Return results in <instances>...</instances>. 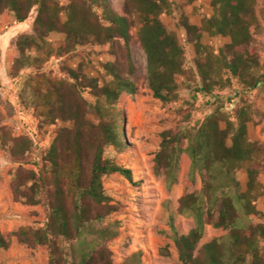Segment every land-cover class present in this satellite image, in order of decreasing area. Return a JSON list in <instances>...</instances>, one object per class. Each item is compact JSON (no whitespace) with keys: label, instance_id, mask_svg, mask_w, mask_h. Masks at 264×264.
Returning <instances> with one entry per match:
<instances>
[{"label":"trees","instance_id":"16d2710c","mask_svg":"<svg viewBox=\"0 0 264 264\" xmlns=\"http://www.w3.org/2000/svg\"><path fill=\"white\" fill-rule=\"evenodd\" d=\"M180 1L192 5L196 0ZM99 3L101 16L93 10ZM256 5V0H211L212 15L201 18L199 26L182 18L179 26L195 53L193 68L187 70L183 46L176 33L169 32L161 21L162 15L173 13V0H123L120 13L113 11L107 0H70L66 6L55 0H0V13L9 12L17 24L25 23L36 11L34 36L17 42L20 57L14 63L15 71L27 67L40 70L53 56L61 58L87 45H110L114 58L102 66L108 78L102 86L79 70H69L67 79L38 77L34 92L37 106L44 110V122L52 125L59 120L69 127L58 130L38 177L34 172L25 177L17 175L16 193L18 186L30 182L28 193L35 197L44 192L48 212L45 228L25 227L15 233L20 244L29 248L46 246L50 253L47 264H113L108 243L118 238L120 223L106 222L116 208L104 193L102 178L117 174L129 183L133 178L130 170L104 158V154L108 147H123L116 105L123 94L133 96L137 92L132 78L136 72L132 42L146 57L147 88L162 105L175 103L181 86L196 101L224 90L230 78L254 90L264 82L252 45L251 28L258 24ZM63 13L66 20L61 22ZM52 33L64 35L56 51L47 41ZM204 34L227 38L229 43L216 52L202 44ZM31 51L40 57H31ZM178 76L183 77V83L177 82ZM85 89L90 90L94 104L83 98ZM205 106L209 113L194 126H190L191 105L177 112L182 125L161 133L154 158V174L163 176L168 189L176 182L181 155L190 160V180L194 182L196 176L202 180L200 190L178 201L177 214L194 223L186 235H178L171 227L178 261L264 264V224H251V217H263L256 203L264 198V185L258 181L264 174V144L248 139L247 109L237 110L230 120L222 101H206ZM90 111L96 114L97 125L87 120ZM12 144L11 153L22 157L31 141L12 139ZM240 171L246 176L244 189L237 180ZM28 202L37 205L40 201ZM207 225L226 234L198 249ZM9 246V239L0 233V251ZM160 252L168 256L166 249ZM140 256L135 253L125 264H139Z\"/></svg>","mask_w":264,"mask_h":264},{"label":"rangeland","instance_id":"374dc122","mask_svg":"<svg viewBox=\"0 0 264 264\" xmlns=\"http://www.w3.org/2000/svg\"><path fill=\"white\" fill-rule=\"evenodd\" d=\"M55 1L66 6L70 0ZM210 1L199 0L193 6L173 0V13L161 16L166 29L176 33L184 48L187 70L193 68L195 53L192 45L186 42V33L179 26V22L186 18L191 24L200 25L201 18L212 15ZM256 1L258 24L251 28L252 45L259 58L260 73H264V0ZM107 3L113 11L121 12L123 0H107ZM93 10L98 16L102 15L100 3L94 5ZM35 16L34 10L25 23L17 24L9 12L0 13V233L10 243L7 250L0 251V264H47L49 260L50 253L46 246L29 248L20 244L15 236L21 228H45L48 215L45 193L36 194L35 197L28 193L30 182L18 186L19 193H16L17 175L25 177L29 172H34L38 177L39 169L58 130L69 127V124L59 120L52 125L44 122V110L37 106L34 92L39 84L38 77L67 79L69 70H79L85 78L97 81L98 86H102L108 81L103 75L102 66L114 60L110 45H87L61 58L53 56L40 70L27 67L15 71L14 63L20 57L17 42L23 37L34 36ZM60 20H66L64 13ZM47 41L53 51H56L63 44L64 35L52 33ZM228 43L227 38H210L206 34L202 37V44L212 47L216 52ZM28 54L31 57H40L34 51ZM131 54L136 67L132 78L137 92L133 96L123 94L116 105L122 124L120 140L123 147L106 148L104 158L130 170L133 182L129 183L117 174L102 178L104 193L109 197L110 205L116 208L106 222L120 223L119 236L108 243V248L113 264H125L135 253H141L139 264H180L171 239V227H174L178 235H186L193 228L191 218L177 214L178 201L185 194L200 190L202 180L200 176H196L194 182L190 180V160L186 155H181L175 184L170 189L165 186L163 176L154 174V158L161 143L160 135L182 125L177 114L180 109L192 106L190 126H194L209 113L205 102L217 99L224 103V111L230 120H234L237 110L247 109L250 115L247 125L248 139L264 144V82L254 90H247L238 80L230 78L231 83L224 90H217L210 97L201 96L196 101L181 86L177 101L168 106L162 105L152 97L147 88L146 57L135 42L131 44ZM182 78L178 76L175 79L178 83H183ZM82 96L94 104L95 99L89 89L83 90ZM86 118L95 125L99 123L92 111L87 113ZM19 138L31 141L29 151L22 157L11 153L14 146L12 139ZM237 180L244 189V171L237 173ZM258 181L264 185V174L259 175ZM27 197H31L30 200ZM31 199L40 202L30 205L28 201L31 202ZM256 208L263 217H251V224H264V198L257 201ZM225 234L220 229L205 226L198 249ZM163 249H166L168 256H162L160 251ZM131 264L135 263L132 261Z\"/></svg>","mask_w":264,"mask_h":264},{"label":"crops","instance_id":"0c3cea01","mask_svg":"<svg viewBox=\"0 0 264 264\" xmlns=\"http://www.w3.org/2000/svg\"><path fill=\"white\" fill-rule=\"evenodd\" d=\"M199 0H196L192 5L193 6H196V3L198 2ZM197 26H199V25H197Z\"/></svg>","mask_w":264,"mask_h":264}]
</instances>
